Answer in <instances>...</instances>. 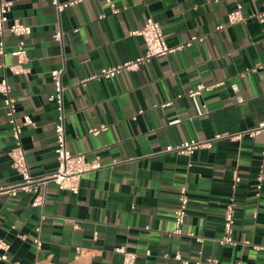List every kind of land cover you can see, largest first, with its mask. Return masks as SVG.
<instances>
[{
  "label": "crops",
  "instance_id": "obj_1",
  "mask_svg": "<svg viewBox=\"0 0 264 264\" xmlns=\"http://www.w3.org/2000/svg\"><path fill=\"white\" fill-rule=\"evenodd\" d=\"M10 1L9 19L31 27L25 38L28 72L7 74L17 118L29 116L33 122L21 133L31 174L42 176L56 167L59 111L50 100L55 69L63 70L67 148L102 167L83 175L77 195L53 183L40 187L41 206H32L31 196L21 191L0 194V239L10 244L9 260L0 264H122L119 246L136 254L134 264H181L176 253L194 264L199 250L217 264H264V131L246 133L264 122V22L227 24L237 5L248 15L264 9V0H111L122 8L116 15L105 0L60 12L52 0ZM148 17L160 24L170 46L192 36L202 41L114 79L83 83L102 68L144 53L135 32ZM57 31L60 41L53 38ZM3 41L7 56H0V79L1 65L14 62L10 53L17 39L5 31ZM199 84L210 89L190 96ZM101 126L106 130L89 133ZM225 133L242 135L215 140L189 158L163 152L185 140L208 141ZM12 146L0 95L4 185L19 180L8 156ZM183 185L189 204L183 234L175 235L174 211ZM232 196L236 245L230 247L218 239Z\"/></svg>",
  "mask_w": 264,
  "mask_h": 264
},
{
  "label": "built area",
  "instance_id": "obj_2",
  "mask_svg": "<svg viewBox=\"0 0 264 264\" xmlns=\"http://www.w3.org/2000/svg\"><path fill=\"white\" fill-rule=\"evenodd\" d=\"M87 0H68L61 2L59 0H52L56 10L60 12L66 7L77 5ZM109 5L111 14H119L121 12L120 7H117L111 0H105ZM12 2L10 0H0V56H7L5 45L3 41V34L5 31L15 36L17 39L15 49L10 53L14 62L11 65L2 64L4 69V75L0 79V95L2 96V102L5 108V115L10 127V133L13 139V146L8 151V156L11 162L12 168L15 170L19 177V180L14 184L4 185L0 183V194H8L15 196L17 192L21 191L30 195L32 206H41L44 203L45 196L39 192L40 187H46L48 183H53L59 190L68 191L71 194L77 195L80 190V182L84 174L98 170L102 167V164L94 159L88 160L86 155L82 152L71 153L67 148V141L65 138V131L63 126V113H62V92L64 85L62 83V69L52 70L51 80L54 86V94L50 97V100L55 101L57 109L59 111L58 122L54 126L55 133V146L54 152L56 157L55 169L42 176H33L30 172L25 151L23 148L21 133L22 128L27 125H32L33 122L29 116H23L18 119L16 116V99L12 95V89L8 82V76L10 75H24L28 72L25 64L27 62V51L25 38L31 34V27L21 23L17 19L10 20L9 12L11 11ZM102 17V16H101ZM257 19L259 22H264V9L257 13L245 15L241 5H237L236 8L227 15V24L233 25L238 23H246L249 20ZM223 26H218L217 29H222ZM135 34L142 37L145 45V50L142 55L107 68H102L89 78L83 80V83L88 80H102V79H114L123 71H136L142 65L147 64L154 57H165L170 54H174L185 47L190 46L193 41H202V38L192 36L185 44L178 46H170L165 40L163 30L158 22L148 17L141 30L135 32ZM53 38L55 41H60L62 33L57 31ZM210 89L209 86L203 84L197 85L194 89L188 93L190 96H198L203 90ZM106 130V126L98 128H91L89 133L92 135H98L101 131ZM264 131V122L258 124L255 128L249 129L246 133L249 136H254L257 133ZM242 134H217L212 140L208 141H195L185 140L176 146H168L163 152L174 151L180 155L191 157L194 152L201 148L212 146V142L223 137L231 139H240ZM264 148V146H263ZM264 153V152H263ZM258 182L257 190L259 192L262 181V174L259 173L256 177ZM239 177L235 176L234 182H238ZM178 207L174 211V221L176 223V229L172 232L175 235L183 234L182 226L185 222L186 213L188 210L189 198L187 189L183 185L178 192ZM235 206L236 202L232 196L224 208L223 214V235L218 239V243L222 246L227 245L233 247L236 245V241L233 238L234 225H235ZM197 241H201L197 238ZM33 243L37 249L42 246L38 237L33 238ZM247 244V242H245ZM256 248V247H255ZM257 249V248H256ZM10 244L0 239V261L9 260ZM116 252L122 255V264H134L136 260V254L134 252L127 251L124 246H119L115 249ZM149 252H146L148 254ZM174 259L181 264H189L187 259H183L179 253L174 255ZM18 264V263H13ZM194 264H217V260L211 257H202V251L197 252V259ZM235 264H242L236 262Z\"/></svg>",
  "mask_w": 264,
  "mask_h": 264
}]
</instances>
